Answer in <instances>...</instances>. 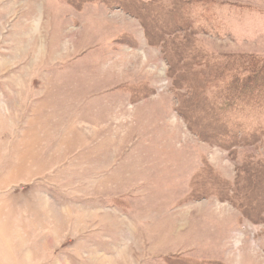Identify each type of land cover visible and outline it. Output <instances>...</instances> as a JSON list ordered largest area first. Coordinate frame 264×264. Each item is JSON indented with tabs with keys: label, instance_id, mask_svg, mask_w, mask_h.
<instances>
[{
	"label": "rangeland",
	"instance_id": "obj_1",
	"mask_svg": "<svg viewBox=\"0 0 264 264\" xmlns=\"http://www.w3.org/2000/svg\"><path fill=\"white\" fill-rule=\"evenodd\" d=\"M0 264H264V0H0Z\"/></svg>",
	"mask_w": 264,
	"mask_h": 264
},
{
	"label": "trees",
	"instance_id": "obj_2",
	"mask_svg": "<svg viewBox=\"0 0 264 264\" xmlns=\"http://www.w3.org/2000/svg\"><path fill=\"white\" fill-rule=\"evenodd\" d=\"M200 137H203L202 133H201V134L199 133V138H200Z\"/></svg>",
	"mask_w": 264,
	"mask_h": 264
}]
</instances>
